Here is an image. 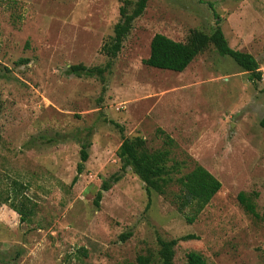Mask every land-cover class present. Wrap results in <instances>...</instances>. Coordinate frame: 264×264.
Returning <instances> with one entry per match:
<instances>
[{
	"label": "rangeland",
	"instance_id": "1",
	"mask_svg": "<svg viewBox=\"0 0 264 264\" xmlns=\"http://www.w3.org/2000/svg\"><path fill=\"white\" fill-rule=\"evenodd\" d=\"M136 1L0 0V264H135L142 255L160 264L158 240L186 236L172 264L190 252L206 264H264V219L237 200L245 194L264 214V0H147L103 82L68 75L107 64L120 8L130 14ZM216 24L258 62L260 81L212 45L182 73L143 65L154 35L185 42ZM157 129L174 141L172 161L186 162L175 177L192 169L190 157L221 183L192 222L177 185L147 194L117 158L124 138L165 149ZM11 203L32 214L20 222Z\"/></svg>",
	"mask_w": 264,
	"mask_h": 264
},
{
	"label": "trees",
	"instance_id": "2",
	"mask_svg": "<svg viewBox=\"0 0 264 264\" xmlns=\"http://www.w3.org/2000/svg\"><path fill=\"white\" fill-rule=\"evenodd\" d=\"M146 2L147 0H137L130 14L126 12L124 7L120 8L121 20L114 27L113 40L102 49L109 58L104 67L88 68L81 64L73 65L68 68L67 74L76 77L99 78L103 82L104 74L110 69L112 60L120 52L122 42L130 32L133 21L143 14ZM209 45L214 46L218 55L231 58L248 74L250 82L255 83L261 80L258 62L250 54L231 49L218 24L209 35L199 31H191L185 42L174 41L162 34L154 35L150 42L149 56L142 63L152 69L182 73ZM260 126L264 129V118L260 121ZM156 134L162 138L165 149L149 151L146 148L145 140L142 138H124L117 150V158L120 160L123 169L130 168L133 174L145 184L147 194L154 190L159 195L166 196L169 188L172 185H177L179 188L178 193L174 196L178 201V210L183 212L185 209H190L193 218L188 219V221L192 222L219 192L221 183L190 157L187 158L192 164V169L180 177H175L180 174L181 168L186 167V162L185 160L181 162L172 161L170 157L171 149L175 146L173 139L161 129H157ZM87 148V144H84L81 148L80 162L76 168L77 175L72 180L71 186L76 184L78 176L84 171V164L88 159ZM170 162H172L171 165H168ZM117 181L118 179L113 177L110 181L102 183L94 198L95 207H99L102 192L109 191L111 184ZM237 200L243 210L254 219H264V214L260 215L256 211L255 205L245 194L239 193ZM4 204L6 205L7 202H4ZM8 207L20 217L22 223L32 214L31 210L21 209L13 203L8 204ZM189 239H193V237L186 236L170 241L159 239L160 250L158 256L160 264H172L173 252L177 243ZM186 258L187 264H206L202 256L195 252L188 253ZM152 263L153 258L151 255H142L137 257L135 264Z\"/></svg>",
	"mask_w": 264,
	"mask_h": 264
}]
</instances>
